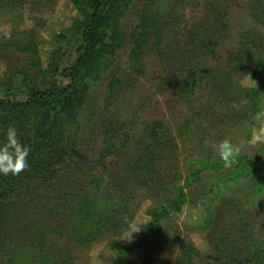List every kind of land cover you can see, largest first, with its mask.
Returning <instances> with one entry per match:
<instances>
[{
    "label": "rangeland",
    "instance_id": "1",
    "mask_svg": "<svg viewBox=\"0 0 264 264\" xmlns=\"http://www.w3.org/2000/svg\"><path fill=\"white\" fill-rule=\"evenodd\" d=\"M122 1L127 37L103 61L107 68L90 83L75 122L59 126L75 155L49 170L55 171L52 180L35 184L43 201L50 199V185H60L61 174H69L67 184L74 182L75 194L98 190L92 203L98 206L95 213L105 209V215H99L106 221L103 233L87 244L78 243L73 236L82 233L72 210L50 217L51 225H40V232H47V244L56 246L60 255H70L75 264H113L117 247H134L124 255V264H182L185 248L198 253L193 264H264V163L258 176L252 168L241 172L237 166L264 149V140L248 143L254 132L264 130V0ZM150 3L158 20L169 10L172 15L164 21L160 48L153 49L152 39L135 62L128 36L132 24L139 23V12ZM81 19L72 0H0V96L23 97L28 86H65L68 80L61 72L75 59V47L67 43V36L66 41L60 36ZM177 58H188L184 67L197 72L193 90L176 87L174 73L189 71L169 62ZM113 76L121 84L110 90ZM242 101L246 103L238 109L232 107ZM117 122L126 126L112 137L114 145L102 159L104 164L94 170L80 167L84 159L92 165L101 159L108 143L104 134L110 136L107 126ZM158 122L162 126L154 127L159 139L155 141L149 131ZM225 139L241 146L230 168L223 166L215 150ZM158 142L164 144L162 149ZM147 146L156 153L151 164L144 154ZM149 165L160 185L152 189L132 183L129 194L124 193L126 182L140 178ZM117 184L120 194L114 193ZM180 191L184 201L172 210L169 205ZM156 209L167 212L160 235L143 245L136 244L140 231L132 233L130 241L123 240L150 224V213ZM109 215L117 222L122 217L124 223L112 230L111 217H105ZM8 223L6 232L22 231L23 222ZM54 226L65 228V238L51 237ZM31 243L18 238L16 247L27 249Z\"/></svg>",
    "mask_w": 264,
    "mask_h": 264
},
{
    "label": "trees",
    "instance_id": "2",
    "mask_svg": "<svg viewBox=\"0 0 264 264\" xmlns=\"http://www.w3.org/2000/svg\"><path fill=\"white\" fill-rule=\"evenodd\" d=\"M72 3L81 14L82 19L74 22L60 36L65 41L67 36V43L75 47V59L61 72V76L67 79L68 83L65 86H52L43 90L28 86L23 97L11 93L0 96V142L2 145L6 142V130L9 126H14L17 129L21 144L30 149L27 158L29 164L27 170L16 176L0 174V264H75L74 258H71L70 255H60L58 250L55 249L56 246L53 247L47 244L45 237L47 232L43 229L40 232V228H38L40 225L45 228V223L50 226L52 222L49 219L50 217L66 215L69 210L74 211L77 225H80L77 231L82 233L81 236H73L77 238L78 243L87 244V242L102 234L104 230L106 221L100 216L105 215L103 212L105 209L96 212L98 213L96 214L95 211L98 210V206L96 203L94 205L92 203L95 201L98 190L93 189L94 191L91 190L84 194L79 191L77 194L83 195H77L75 194L77 189H72L74 182L67 184L69 183V174H64L66 179L61 174L58 175V179L61 180L60 185L57 188L50 185V199L43 201V198H40V195L36 193L37 187L35 186L38 181L45 184L52 180L51 176L55 171L49 173V170H52V168L55 170L56 164L63 163L67 156L71 158L75 155V152L71 151L69 147L68 135L65 131L59 129V126L67 124L69 127L70 123L75 122L76 116L87 99L86 93L90 83L97 81L100 72L107 68V63L103 65V61L107 60L108 56H111L117 48H120L125 37H127L125 30L122 28V20L126 18V6L122 5V0H72ZM171 15L172 11L169 10L167 14L161 17V20H158V14H155L152 10V3L143 7L137 15L139 23L132 24L128 36L131 45L129 54L131 60L138 62L141 50L152 39H154L153 49L160 48L163 24L164 21H168V17ZM164 25L166 26L167 23ZM206 31L211 32L210 30ZM186 49L187 47H184V51ZM185 60H188V58L172 59L169 62L185 68ZM188 63L190 64V61ZM190 69L185 68L189 71L174 73V76L178 77V81L175 83L176 87H180L185 92L187 89L193 90L196 86L193 79L198 76L197 72L194 69L190 71ZM120 84V78L113 76L109 89L115 90ZM153 124L149 136L158 141L154 127L160 128L162 124L160 122ZM125 126L124 123H110L107 126L109 127L107 130H109L110 136L106 137L108 133L104 134L105 141L108 143L104 147L106 152L99 155L101 159L95 161L93 165L90 162L86 163L88 159H84L81 161L82 164L78 165L80 167L85 166L86 169L89 167L92 170L96 169L97 166H102L104 164L102 159L113 148L112 137L124 130ZM19 134H22V136ZM124 137H127V135H124ZM156 144L157 147L161 146V149L164 147V144L160 142ZM152 151L155 150H148V146L144 150L150 164L154 162L156 156V153ZM263 163L264 149H260L254 158H247L244 164L238 162L237 166L242 168V170H239L241 172H246V170L252 168L254 176H258L260 170L263 169ZM142 169L143 175L140 178H137L134 182H126L123 186L124 189H122L124 193L127 190V194H129L132 183L141 187H152V189L160 185V181H157L153 176L152 166L149 165L148 168ZM94 182L95 180H92L90 183ZM116 187L114 193L120 194V185L117 184ZM8 200L12 201L8 203ZM183 201L184 196L180 191L177 200L172 201L169 208L178 210ZM112 204H115V199ZM120 208L124 210L125 203H122ZM9 212L12 213L10 217ZM43 213L44 217H38ZM166 214V209L151 211V222L141 227L137 245H143L153 235L161 234V219ZM30 215H34L35 218L30 217ZM105 217H111L109 222L112 230L118 229L124 223L122 217L119 219L120 222L116 221L114 215ZM8 219L16 223L23 222L22 231H19L18 235L12 233V231L6 232L4 225L6 222L8 223ZM65 234V228L51 227L50 235L54 239L65 238ZM18 238H25V241L27 238L31 239V246H28L27 249L17 248ZM133 248L117 247L116 260L113 264H124V255L130 253ZM195 254L198 255L197 252H193L189 248L183 249L182 264H193Z\"/></svg>",
    "mask_w": 264,
    "mask_h": 264
},
{
    "label": "clouds",
    "instance_id": "3",
    "mask_svg": "<svg viewBox=\"0 0 264 264\" xmlns=\"http://www.w3.org/2000/svg\"><path fill=\"white\" fill-rule=\"evenodd\" d=\"M243 79L250 81L256 86L255 82L249 76H245ZM244 103H246V101H242L240 105L233 103L232 107L238 109ZM261 140H264V130L254 132L252 139L248 141V143L255 144ZM215 150L223 166L225 168H230L235 164L237 157L240 155L241 146L234 145L229 140L225 139L215 145ZM29 152L30 149L21 144L18 139L17 129L14 126H9L6 130V142L3 146H0V174L5 176L9 174L16 176L27 170L29 167L27 159ZM139 231L138 229L131 231L127 238L123 240L130 241L132 233Z\"/></svg>",
    "mask_w": 264,
    "mask_h": 264
}]
</instances>
